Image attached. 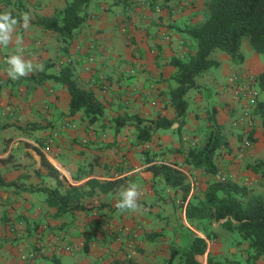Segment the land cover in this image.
<instances>
[{
    "label": "crops",
    "instance_id": "0c3cea01",
    "mask_svg": "<svg viewBox=\"0 0 264 264\" xmlns=\"http://www.w3.org/2000/svg\"><path fill=\"white\" fill-rule=\"evenodd\" d=\"M66 1L0 0V13L31 17L27 30L17 26L13 43L0 46V178L16 183L0 185V264H184L179 253L168 261L170 249L186 246L192 236L204 237L201 225L184 215L191 183L182 201L179 188L152 176L146 159L172 165L191 180L183 159L200 120L197 111L187 108L182 125H177L167 93L174 85L169 61L193 51V42L181 29L201 21L206 0H92L84 7L85 22L65 41L32 23L36 15L50 16L62 9ZM20 46L23 58L43 70L12 80L6 61ZM88 53L94 61L86 73L82 65ZM253 54L251 49L247 56L241 53L237 63L228 54L222 57L225 82L217 86V119L223 121V113L232 111L225 94L230 72L254 70ZM216 61L218 68L221 61ZM64 68L77 86L91 90L102 103L96 121L89 123L81 110L68 114L65 85L51 78L38 80L41 74L56 75ZM195 84L199 90L201 85ZM132 114L173 122L155 129L141 144L135 142L132 120L113 130L114 117ZM65 120L67 127L62 125ZM259 139L261 135L255 140ZM41 155L55 169L58 184L47 166L41 165ZM223 157L229 167L230 158ZM119 177L124 179L112 191L87 185L90 179ZM132 184L140 193L141 211L119 213L114 205L121 186ZM55 187L68 196L66 209L47 202L48 194L42 189ZM71 188L77 192L73 194ZM13 222L22 225L20 240L8 229ZM54 238L77 244V249L57 250ZM126 240H131V249L125 247ZM213 241L206 240L204 254L195 255L201 264H206L208 252L219 253ZM228 252L230 264H245L246 253L237 245H228ZM257 263L264 264V258Z\"/></svg>",
    "mask_w": 264,
    "mask_h": 264
},
{
    "label": "trees",
    "instance_id": "16d2710c",
    "mask_svg": "<svg viewBox=\"0 0 264 264\" xmlns=\"http://www.w3.org/2000/svg\"><path fill=\"white\" fill-rule=\"evenodd\" d=\"M92 0H67L62 9L50 16L36 15L32 21L43 30L51 31L66 40L80 28L87 18L84 7ZM121 1V0H114ZM204 19L194 25L181 29L187 38L194 44L192 52L183 57H173L170 64L174 67L171 75L174 85L168 89V100L175 111V120L181 126L186 114L188 101L186 92L196 86L194 77L201 74L209 66L216 65L217 61L209 58L213 49L227 53L234 63L242 60L239 46L243 37L247 38L249 47L255 53L264 52V0H206ZM51 78L65 85L69 94L68 114L81 110L89 123L98 119L103 112L102 103L94 96L91 90L76 85L69 69L64 68L56 75L41 74L38 80ZM255 83L259 90H264V68L256 74ZM255 112L260 117L261 137L264 140V102L258 101ZM214 117H210L212 127L200 145L188 146L183 163L190 169H198L210 177L206 181L201 197L191 194L187 199L184 215L189 221H196L201 225L204 237L192 236L184 247H172L168 261L177 253L184 264H201L195 255H203L206 250V240H214L218 233L210 226L217 223L218 227L229 232H235L238 240L245 243V264H258L257 260L264 258V195L252 192L245 185L229 178L216 179L217 166L213 160L215 152L226 145L220 125ZM135 128V142L145 143L150 139L152 132L157 128H168L173 119L157 117L143 119L137 115H118L113 119V130H118L126 121H131ZM251 134V133H250ZM250 136V135H249ZM251 140H255L254 137ZM151 162L146 168L153 177L161 180L181 191L182 201L190 190V183L186 175L178 168L164 162ZM41 165L47 166L49 173L55 176L53 169L41 155ZM253 173L264 176V161H258L251 166ZM124 178L87 181L89 189L97 188L101 192L112 191L119 186ZM57 184L59 183L58 179ZM0 185H16L14 181H3ZM48 194L47 202L58 209H66L68 196L61 195L58 189H42ZM73 194L77 191L71 188ZM76 197V195H75ZM78 208L80 205H73ZM69 207V208H72ZM206 264H226V260L218 259L208 252Z\"/></svg>",
    "mask_w": 264,
    "mask_h": 264
},
{
    "label": "rangeland",
    "instance_id": "374dc122",
    "mask_svg": "<svg viewBox=\"0 0 264 264\" xmlns=\"http://www.w3.org/2000/svg\"><path fill=\"white\" fill-rule=\"evenodd\" d=\"M205 13V12H204ZM204 15L202 16L201 21L204 19ZM200 21V22H201ZM197 24V23H196ZM194 25V24H192ZM251 49L249 47L248 41L246 37H243L239 46V51L243 55L247 56L248 51ZM222 50L213 49L209 53V58H213L221 61L220 66L216 68L214 65L209 66L205 71L201 74L196 75L194 77V82H197L201 85V88L198 90L196 88H190L186 93V99L188 101V110L193 109V111L198 112L199 116V127L196 129L195 134H193L190 139H192V145H200L204 139L206 138L207 133L212 127L210 117H214L217 124L220 125L219 131L223 133L226 145L225 147H221L216 150L213 160L217 166V175L214 176L216 179L229 178L239 184L245 185L252 192L262 193L264 195V176H260L258 174L253 173L251 170V166L254 165L258 161H264V140L259 139L251 140L252 137L256 139V137L260 138L261 124L260 117L255 110L251 112V126L246 131H241L239 129L233 128L230 126V122L233 116L238 111V105L234 101L230 92H226V97L231 101L230 108L231 113L224 112L223 113V121L217 119V109L220 106L219 103V90L218 85H223L225 82V77L222 76V70L224 62L222 61V57L226 56ZM253 62L256 65L254 70H250L248 68H238L240 71L248 72L250 75L255 78L258 70H262L264 68V52L263 53H255L253 54ZM221 67V68H220ZM259 73V72H258ZM229 91V90H228ZM264 92V91H263ZM261 100L264 101V94L261 96ZM220 121V122H219ZM191 132V131H190ZM257 132V133H256ZM251 133V134H250ZM250 135V136H249ZM243 138H246L250 145L245 150V153L242 157L237 158L235 156V152L238 149L240 142ZM224 154L227 155L230 159L229 167H226L224 164ZM231 171H234L231 173ZM188 176L191 180H188L186 176V181L191 183V192L190 194H194L196 197H201L203 189L205 187V183L210 179L209 176L203 174L201 170L196 169V171H192L190 169L187 170ZM159 185V183H157ZM210 227H214L215 231L218 233L217 238L214 239V247L218 246L219 253L215 254V257L218 259L226 260V264H230V256L228 252V245H237V247L245 252V243L243 241L238 240V237L235 232H229L224 230L221 227H218L217 223H211ZM219 254V255H217Z\"/></svg>",
    "mask_w": 264,
    "mask_h": 264
},
{
    "label": "built area",
    "instance_id": "2783aa9c",
    "mask_svg": "<svg viewBox=\"0 0 264 264\" xmlns=\"http://www.w3.org/2000/svg\"><path fill=\"white\" fill-rule=\"evenodd\" d=\"M94 61V56L91 53H88L86 57L83 58L82 68L86 73H89L92 66L91 64ZM101 81L100 84L102 87H105L106 83L101 75H99ZM230 94L232 95L234 101L238 105V111L233 116L230 126L241 131H246L251 126V112L256 107L258 101L261 100V95L264 90H259L255 83V78L250 75L248 72L240 71L239 69H233L229 75V83L227 86ZM264 102V101H263ZM8 115H12V112H9ZM62 125L64 127L69 126L67 120L63 121ZM50 142V140H49ZM191 144H193L191 142ZM250 142L243 138L240 142L238 149L235 152V156L240 158L244 155L245 150L249 147ZM10 233L12 234L15 240H20L22 238L23 230L22 225L16 222H13L8 227ZM52 245L57 249L67 253H72L77 249V244L64 243L57 241L56 238L52 240ZM40 247V243L38 244ZM133 246L131 240L125 241V247L130 248Z\"/></svg>",
    "mask_w": 264,
    "mask_h": 264
},
{
    "label": "clouds",
    "instance_id": "9594fccd",
    "mask_svg": "<svg viewBox=\"0 0 264 264\" xmlns=\"http://www.w3.org/2000/svg\"><path fill=\"white\" fill-rule=\"evenodd\" d=\"M30 19L28 13H22L18 18L11 15L10 12L0 13V46L7 48L13 43V33L16 31L17 26L27 30L30 26ZM16 44H21L19 40L15 41ZM24 49L22 46L15 49L16 54H11L7 58V74L12 80H18L25 77L34 71H42V65L34 66L31 61L23 58ZM140 193L137 186L132 184L128 187L121 186L118 193L119 199L114 207L119 213H139L142 206L138 203Z\"/></svg>",
    "mask_w": 264,
    "mask_h": 264
}]
</instances>
